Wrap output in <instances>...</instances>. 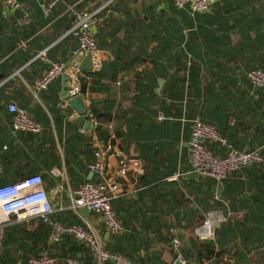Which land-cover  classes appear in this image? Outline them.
Returning a JSON list of instances; mask_svg holds the SVG:
<instances>
[{
  "label": "crops",
  "instance_id": "0c3cea01",
  "mask_svg": "<svg viewBox=\"0 0 264 264\" xmlns=\"http://www.w3.org/2000/svg\"><path fill=\"white\" fill-rule=\"evenodd\" d=\"M5 1L0 0V186L42 176L54 213H75L107 246L112 235L103 219L71 209L73 192L97 180L86 154L92 139L112 171L127 160L138 161L142 170L139 178H120L125 193L114 205L129 228L124 243L129 255L179 263L170 242L175 231L182 252L196 256L195 229L213 210L227 220L215 225L221 230L214 240L202 242L222 253L220 264H248L250 255L264 248V170L250 166L223 183L207 179L191 168L189 142L196 121L214 126L241 151H253L264 139V99L259 101L260 88L243 78L247 66L264 63V50L249 48L258 38L264 41V28L259 34L247 29L253 12L264 27V0H221L216 21L203 23L172 0H61L48 13L35 0H13L20 7L13 11L5 10ZM228 3L238 11L218 19L226 16ZM77 13L96 14L98 47L104 61L118 59L119 73L108 92L83 93L82 117L64 95V77L43 91L34 86L53 61H76L79 45L69 32ZM26 17L33 25L24 35ZM28 33L14 47L13 39ZM20 51L32 58L22 63ZM14 64L18 67L10 70ZM146 87L153 91L141 94ZM105 101L112 104V120L100 123L95 111L106 114ZM11 104L25 109L41 131H14ZM90 111L94 121L87 117ZM83 118L95 124L94 131L79 128ZM100 125L109 134L97 137ZM208 144L216 155L222 153L218 143ZM166 224L170 232H160Z\"/></svg>",
  "mask_w": 264,
  "mask_h": 264
},
{
  "label": "built area",
  "instance_id": "2783aa9c",
  "mask_svg": "<svg viewBox=\"0 0 264 264\" xmlns=\"http://www.w3.org/2000/svg\"><path fill=\"white\" fill-rule=\"evenodd\" d=\"M40 3L44 12H50L61 0H35ZM178 8L188 6L193 12H207L210 6L218 0H172ZM5 10H18L19 5L13 0L5 1ZM24 23L28 21L24 20ZM97 22L96 14L83 13L76 14L75 23L70 30L79 41V49L75 53L76 61L72 64L54 62L39 79L35 82L36 91H43L57 79L68 77L66 82L67 95L72 99H81L82 92V70L81 61L88 55L91 56L92 71L98 73L103 68L104 57L95 40L94 26ZM42 57L46 53H42ZM250 82L259 88H264V71L254 70L249 73ZM13 114V129L16 132L39 133L41 126L34 121L30 114L22 108L11 104L8 107ZM78 115V114H77ZM86 115V111H85ZM82 117V116H79ZM87 117L94 121V115L90 111ZM218 143L227 148V154L223 157L216 155L208 149L205 143ZM104 153L96 154V161L89 168L96 176L95 182H89L72 194L71 209L79 212L87 208L89 212L99 215L105 224L107 232L111 235L123 233V226L118 219L113 207V201L120 198L125 193L124 184L120 178H126L133 174L139 178L142 170L136 160H127L122 167L112 171L106 165ZM189 162L192 170L203 177L215 179L217 182L224 180L230 173L236 172L244 167L253 165L264 166V146L253 152L239 151L220 136L215 127L206 125L201 121H196L193 125L191 139L189 142ZM0 161V174L2 173ZM29 206V207H28ZM54 210L45 191L42 177L39 175L29 176L20 182L12 185H6L0 188V230L9 225L12 219L16 222H23L33 218H43L48 222V216L53 214ZM224 221V218L211 213L207 216L203 225L195 229V235L200 241H211L215 238V225ZM52 240L58 242L62 235H73L78 241L86 244L93 253L94 258L107 264H136L122 255L115 254L97 238L90 229L82 226H61L54 225ZM182 242L175 236L172 241V248L180 264H187L188 261L182 255ZM54 261L44 254L39 258H31L30 264H52Z\"/></svg>",
  "mask_w": 264,
  "mask_h": 264
},
{
  "label": "trees",
  "instance_id": "16d2710c",
  "mask_svg": "<svg viewBox=\"0 0 264 264\" xmlns=\"http://www.w3.org/2000/svg\"><path fill=\"white\" fill-rule=\"evenodd\" d=\"M172 3H173V1H172ZM220 3H221V0H218L215 4L210 6L209 11L201 12V13L193 12L188 6H186L184 8H178L176 6L175 7L178 9L188 10L190 13V16H193L192 20H195V21L197 20V21H200L203 23V21L206 18H210L211 22L216 21V17L214 16L213 13H215L216 7L219 6ZM226 7L228 9V10H226V16H221V15L219 16L218 15V19L219 18H226L227 19L229 17V14L238 11V9L233 8V5H231V3L226 4ZM53 9H55V7ZM220 9H224V8H220ZM220 9H219V11H220ZM71 17H73V16H71ZM75 19H76V15L74 18H71L72 25H74ZM25 20L29 21V22L27 24L22 25L23 26L22 32H25L24 35L29 30V28H31L33 25V19L32 18L26 17ZM72 25H70V26L73 27ZM263 28L264 27L262 25H260L259 23H256V14L253 12L251 14V23L249 25H247V29L249 31H253V32L259 34L263 30ZM30 34L31 33H28V36H24V35L16 36V38L13 39L14 47L16 46V43L18 41L20 42V40L23 41L25 39H28L30 37ZM69 36L73 37L77 41L78 45L80 46L79 41L77 40V38L75 36H73L72 34H69ZM262 36L263 37H260V38H264V35H262ZM94 37L96 40V36H94ZM96 42H97V40H96ZM79 46H78V49H79ZM249 48L253 52L262 51V50H264V41H261V39L258 38L257 41H253V42L249 43ZM18 57L22 60V63H24V62L30 60V58H32V55L29 51H27V52L20 51L18 53ZM116 59L117 58H115L114 61L106 59L103 63L102 70L98 73L83 72L82 71L81 82H82V92L84 94L87 92H89V93H100L103 91L108 92L110 90V83L116 82L118 79V75H119V73L116 72V70H117ZM36 61H38V60H36ZM54 62H62L63 63V61H53V63ZM51 64H50V66L48 65V67L45 69V71L42 73V75L47 70H49V68L51 67ZM16 67H18V65L14 64L10 67V70H14V69H16ZM254 70L264 71V63L261 62L259 64V63L254 62L252 65L247 66L245 73H243L244 80L253 89L256 86L250 82L248 75H249V73H251ZM138 78L139 77H136V80ZM88 79H90L89 82H88ZM58 80H60V79H57L54 82H56ZM54 82H52V83H54ZM52 83L49 86H51ZM49 86H48V88H49ZM152 91H153V89L146 87V89L141 90V94H147L148 92H152ZM258 95H261L259 101L264 99V88H260ZM104 107L107 111L106 114H104V115H101L99 111H95L96 116L98 118V122H100V123L108 122V121L112 120V116H111L112 114H110L112 104L110 103V101H105ZM202 123H204V122H202ZM206 125H208V124H206ZM210 126H212V125H210ZM216 130H217V128H216ZM218 133L220 134L221 137H223L228 142V144H231L233 146V144L231 143L229 138L224 136L221 131H218ZM106 134H109V131L106 129H103V127L101 125L98 126L97 137H103ZM87 145L91 146V148H89V150H86V154L88 155V158L90 159L89 164L92 165L96 161V154L98 151L95 148H93L92 139L87 140ZM205 145L208 149L211 150V147L209 146L208 143H206ZM218 145H220V144H217V146ZM259 145L260 146L257 147L256 149H254L253 151L264 146V139L260 142ZM220 147L222 148V153L218 156L223 157L227 154V148H224L221 145H220ZM235 149L238 150V148H235ZM239 151H241V150L239 149ZM253 151H250V152H253ZM90 165H89V167H90ZM254 166L255 165H253L251 167H254ZM260 167H262L264 170L263 165H260ZM244 168H250V167H244ZM244 168H241L240 170H242ZM240 170L233 172V173H230L224 180H222L219 183L226 182L227 180H229V178H232ZM34 175H36V174H32L29 176H34ZM29 176H27V177H29ZM205 178L216 181L213 178H209V177H205ZM42 180H43V177H42ZM43 184H44V180H43ZM1 187H4V186H0V188ZM118 199L113 201V207H114L115 203L118 201ZM211 208L212 207L207 208L206 211L210 210ZM211 213H214L213 210L209 211L207 216ZM116 214H118V213H116ZM224 215L223 214L221 215L224 218L223 222H225L227 220V217ZM117 217H118V215H117ZM47 218L49 220L48 222H45L43 218H33V219H29V220H26L23 222H18V223H14V224L10 223L9 225H6L4 230H3V234H2L3 239L1 241L0 264H30L29 262H30L31 258H39L42 256L43 253H47V255L51 258V260L54 261L52 264H99L98 261L94 258L93 253L90 250V248L86 244L78 241L73 235L64 234L61 236V238L58 242L52 241L53 232H54L53 227L55 224H59V225L64 226V227L65 226L78 225V226H82V227L86 228V225L83 224L81 219L75 213H73L71 211H66V212L60 211V212L53 213V214L49 215ZM122 226H123V233L119 234V235H112L111 242L108 243L106 248L115 254H119V255L124 256L125 258L129 259L130 261H132L136 264H157V263H153V261L148 260V259L138 258V257L134 258L133 256H131L127 253V250H126L127 247L124 246V243L127 240L126 236L129 235V234H127L129 228L126 227V224L125 225L122 224ZM169 227H170L169 224L162 225V227H161L162 229L160 228V232L163 229L166 232H170ZM220 230L221 229L216 230L215 234L217 235L220 232ZM177 234L178 233H175V231H172V233H170V235H171L170 242L171 243L173 241V238L175 236H177ZM166 241L168 242V240H166ZM191 244H192V246L198 247L199 250H198L196 256L189 255V254L187 255V253L182 252V250H181L182 255L188 261L187 264H220V258L222 256V253H216L214 251V247H213L212 243L202 242L199 239H197V241H194ZM241 258H243V257H241ZM107 264H114V263L108 262ZM248 264H264V248L261 251H257L256 253H253L252 255H250V258H248Z\"/></svg>",
  "mask_w": 264,
  "mask_h": 264
},
{
  "label": "water",
  "instance_id": "95a60500",
  "mask_svg": "<svg viewBox=\"0 0 264 264\" xmlns=\"http://www.w3.org/2000/svg\"><path fill=\"white\" fill-rule=\"evenodd\" d=\"M81 70L83 72H91L92 71V63H91V56L88 55L85 57L83 64L81 65ZM64 95H67V87H66V82L68 81V77L65 76L64 78ZM70 106L75 110V112L79 116H84L85 115V107L82 105L81 100L79 98L77 99H72L70 101ZM79 128L83 130H90L94 131L95 130V124L88 121L87 119H80L79 120ZM89 214V210L87 208H84L82 211V216L87 217ZM180 264V263H176Z\"/></svg>",
  "mask_w": 264,
  "mask_h": 264
},
{
  "label": "rangeland",
  "instance_id": "374dc122",
  "mask_svg": "<svg viewBox=\"0 0 264 264\" xmlns=\"http://www.w3.org/2000/svg\"><path fill=\"white\" fill-rule=\"evenodd\" d=\"M219 223H221V222H219Z\"/></svg>",
  "mask_w": 264,
  "mask_h": 264
},
{
  "label": "bare ground",
  "instance_id": "6f19581e",
  "mask_svg": "<svg viewBox=\"0 0 264 264\" xmlns=\"http://www.w3.org/2000/svg\"><path fill=\"white\" fill-rule=\"evenodd\" d=\"M29 207V206H28Z\"/></svg>",
  "mask_w": 264,
  "mask_h": 264
}]
</instances>
